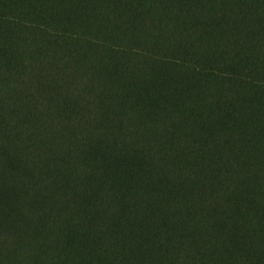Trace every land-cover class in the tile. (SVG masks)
Returning <instances> with one entry per match:
<instances>
[{
  "label": "trees",
  "instance_id": "16d2710c",
  "mask_svg": "<svg viewBox=\"0 0 264 264\" xmlns=\"http://www.w3.org/2000/svg\"><path fill=\"white\" fill-rule=\"evenodd\" d=\"M0 264H264V0H0Z\"/></svg>",
  "mask_w": 264,
  "mask_h": 264
}]
</instances>
